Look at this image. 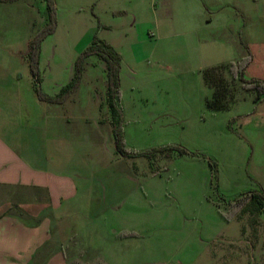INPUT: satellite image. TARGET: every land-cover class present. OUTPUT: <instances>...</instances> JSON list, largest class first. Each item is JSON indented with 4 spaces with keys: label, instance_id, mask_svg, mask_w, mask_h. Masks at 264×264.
<instances>
[{
    "label": "rangeland",
    "instance_id": "1",
    "mask_svg": "<svg viewBox=\"0 0 264 264\" xmlns=\"http://www.w3.org/2000/svg\"><path fill=\"white\" fill-rule=\"evenodd\" d=\"M38 37L43 93L75 85L61 103L37 99ZM96 40L121 56L117 112ZM238 63L264 82V0H0V210L134 231L140 260L264 264V212L238 204L264 192V94ZM211 74L225 110L207 106Z\"/></svg>",
    "mask_w": 264,
    "mask_h": 264
},
{
    "label": "crops",
    "instance_id": "2",
    "mask_svg": "<svg viewBox=\"0 0 264 264\" xmlns=\"http://www.w3.org/2000/svg\"><path fill=\"white\" fill-rule=\"evenodd\" d=\"M32 40L29 42V49ZM243 58L246 63L253 57L244 53ZM243 65L238 63L236 66ZM246 73L247 71L244 72ZM10 86L11 84L0 85V107L6 103L2 100H6L4 98L11 94L10 91L5 92ZM211 91L213 96V88ZM37 99L57 104L42 101L38 96ZM23 186L27 187V183ZM19 201L20 208L17 212L8 207L0 210V264H184L176 258L156 260L153 252H149L146 260H140L139 250H124V244L130 246L126 242L140 236L134 231L112 232L109 238L96 231V236L92 239L71 229L67 215H45L43 207L34 206L29 209L24 200ZM64 220H67L66 227Z\"/></svg>",
    "mask_w": 264,
    "mask_h": 264
},
{
    "label": "trees",
    "instance_id": "3",
    "mask_svg": "<svg viewBox=\"0 0 264 264\" xmlns=\"http://www.w3.org/2000/svg\"><path fill=\"white\" fill-rule=\"evenodd\" d=\"M40 40L39 37L35 38L31 42V72L33 76L36 79V94L38 98L42 101H47L51 103H61L67 99V97L70 95V93L75 89L74 84H69L66 87L63 88L61 93L55 97L48 96L47 94L43 93L40 87V77L38 73V54H39V48H40ZM88 52L90 54H97L100 57H102L104 60L108 61V70L112 81V88H110V97H111V106L114 109V112H117L115 106V98L118 95V88H119V70H120V64H121V56L119 53L114 49L112 45L107 43L106 41L102 40H96L94 44L89 48ZM233 67V66H232ZM236 68V71L234 73V76L239 79L240 82L243 84H254L256 88L260 89V93L264 94V82L260 80H251L247 81L245 79V68L246 66H241V69L239 66L234 67ZM211 81H210V87L213 88L214 94L213 98L209 99L207 101V106L214 110H225L229 107V103L226 101L225 94H219L220 85H218L216 82L215 75L211 74ZM261 97H259L260 99ZM116 136L117 139L120 141L121 139V133L118 130H116ZM181 153H187L185 150H181ZM246 198V199H245ZM252 202V204L248 205L247 209L253 214L256 215L258 213L264 212V192H254L250 193L249 195H246L243 199L240 200L238 203L240 206H245L247 202ZM252 206V207H251Z\"/></svg>",
    "mask_w": 264,
    "mask_h": 264
}]
</instances>
